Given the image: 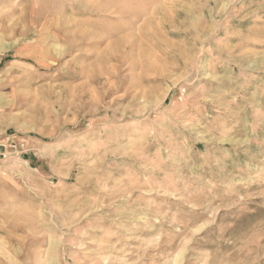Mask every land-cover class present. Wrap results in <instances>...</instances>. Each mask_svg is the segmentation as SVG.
Masks as SVG:
<instances>
[{"label":"rangeland","instance_id":"obj_1","mask_svg":"<svg viewBox=\"0 0 264 264\" xmlns=\"http://www.w3.org/2000/svg\"><path fill=\"white\" fill-rule=\"evenodd\" d=\"M0 264H264V0H0Z\"/></svg>","mask_w":264,"mask_h":264}]
</instances>
